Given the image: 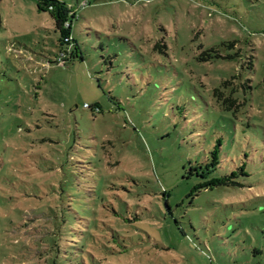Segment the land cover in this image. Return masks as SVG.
Wrapping results in <instances>:
<instances>
[{"label": "rangeland", "instance_id": "374dc122", "mask_svg": "<svg viewBox=\"0 0 264 264\" xmlns=\"http://www.w3.org/2000/svg\"><path fill=\"white\" fill-rule=\"evenodd\" d=\"M56 1L0 3V264H264V0Z\"/></svg>", "mask_w": 264, "mask_h": 264}, {"label": "trees", "instance_id": "16d2710c", "mask_svg": "<svg viewBox=\"0 0 264 264\" xmlns=\"http://www.w3.org/2000/svg\"><path fill=\"white\" fill-rule=\"evenodd\" d=\"M46 1L47 2L45 3V6H47L48 8L50 7L49 11H51V12L57 11V14H53V16L56 19V24H57L58 29L62 32L63 37H64L65 31H66V29L64 27V23H66V20L68 19V17H67L68 12L66 11L65 6L62 5V3H59L56 0H46ZM0 3H1V0H0ZM70 24L72 25V23H70ZM1 27H2V18H1V13H0V29H1ZM67 32L68 33H66V34L71 37L73 42H75L74 39L72 38L71 32H69V31H67ZM68 45H70V43ZM77 50H78V46L76 45V51ZM66 58H67V54H66L63 62H65ZM223 183H225V181L216 180L214 184L221 185Z\"/></svg>", "mask_w": 264, "mask_h": 264}, {"label": "built area", "instance_id": "2783aa9c", "mask_svg": "<svg viewBox=\"0 0 264 264\" xmlns=\"http://www.w3.org/2000/svg\"><path fill=\"white\" fill-rule=\"evenodd\" d=\"M65 56H66V54H65V53H62V54H61V57L58 59V61H59L61 64L64 63L63 61H64Z\"/></svg>", "mask_w": 264, "mask_h": 264}]
</instances>
